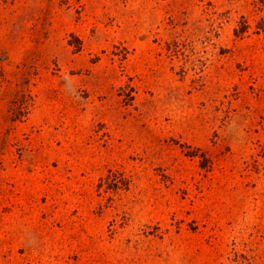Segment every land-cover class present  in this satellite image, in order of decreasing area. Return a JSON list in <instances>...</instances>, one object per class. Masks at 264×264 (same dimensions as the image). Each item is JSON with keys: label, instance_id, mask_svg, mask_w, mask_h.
Wrapping results in <instances>:
<instances>
[{"label": "rangeland", "instance_id": "obj_1", "mask_svg": "<svg viewBox=\"0 0 264 264\" xmlns=\"http://www.w3.org/2000/svg\"><path fill=\"white\" fill-rule=\"evenodd\" d=\"M0 264H264V0H0Z\"/></svg>", "mask_w": 264, "mask_h": 264}]
</instances>
